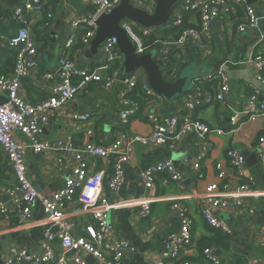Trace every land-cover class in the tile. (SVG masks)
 <instances>
[{"label": "crops", "instance_id": "crops-1", "mask_svg": "<svg viewBox=\"0 0 264 264\" xmlns=\"http://www.w3.org/2000/svg\"><path fill=\"white\" fill-rule=\"evenodd\" d=\"M22 1L0 0V32L4 36L10 37L16 33L18 27L11 16ZM43 2L44 12L29 16L30 36L37 48V68L21 81L20 89V95L31 104L52 95L56 80L55 77L48 79L46 75L56 71L59 57L73 59L79 69L93 67L97 57L86 60L84 52L87 46L75 48L85 31L83 26L75 31L74 45L65 48V42L72 33V22L94 13L92 0ZM246 2L259 19L256 28L239 33L237 25L242 23L243 13L239 10L232 12L228 18L214 22L208 34L200 36L195 42H189L167 59V65L178 70L179 74L185 68L204 72V77L194 83V91L214 94L221 84V76L227 77L229 92L224 100L199 108L191 114L195 120L212 129H221L224 133L201 137L191 132L172 148L144 147L136 143L131 145L129 160L124 165L121 188L112 199L115 208L108 213L113 225L111 240L123 239L135 248V253L124 258L122 264H156L160 260L165 264H181L183 261L206 264L202 253L204 248H209L218 257L220 264L264 262V167L259 162L257 149L258 139L264 135V120L249 119L247 109V99L254 89L259 90V99L264 101V84L258 80V76L264 79V69L257 71L253 62L250 63V57L260 56L264 59V44L259 42L264 36V0ZM145 9L148 10L147 7ZM187 20L190 27L199 28L197 17L190 15ZM159 50L161 43L154 45L149 53L155 58ZM238 55H245L246 74L241 71L239 77H231L223 67ZM115 69L112 65L107 72L116 77L112 88L90 84L72 102L52 111L39 140L63 141L75 147H81L86 142L107 145L122 136L128 140L134 135H150L151 116L161 121L174 115H187L182 100L184 94L171 100L156 94L148 98L136 96L134 101L139 105V111L127 126L122 127L119 114L124 108V85L121 79L123 68L120 72ZM130 78L141 83L147 81L142 70H137ZM251 79L262 89L250 82ZM74 112L90 114L91 119L85 124H75L71 120ZM231 118H235L236 123ZM16 140L26 144L19 135ZM231 150L242 155L245 160L243 178L237 176L226 158V153ZM58 158L54 151L43 154H36L29 149L26 151L28 181L46 197L63 186L75 166L70 156H63L62 163L57 162ZM168 160L181 173L183 181L173 182L164 175H158L153 188L146 189L141 178L144 170ZM196 163L199 167L194 169ZM216 165L221 166L223 178H218ZM112 166L110 158L88 160L89 173L102 172L104 183L112 172ZM13 181L0 151V201H8L6 189ZM243 183L249 185V190L240 197L242 206L236 207L233 197ZM213 184L218 188L216 195L228 201L227 208L214 209L215 216L225 223L228 233L210 228L201 213L206 204V188ZM174 204L185 209L190 219L191 245L180 252L178 260H169L164 256L165 243L169 237L179 235L181 226L179 212L173 209ZM66 213L73 224V234L85 237V226L94 223L91 214L77 201L67 205ZM55 229L46 222L39 201L33 204L31 217L27 221L20 218L16 208L10 207L0 228V264H3L12 248L40 256L45 234ZM55 248L58 254L63 253L59 244H55ZM71 256L68 254L66 259L71 261ZM80 256L86 264H101L86 254Z\"/></svg>", "mask_w": 264, "mask_h": 264}, {"label": "built area", "instance_id": "built-area-1", "mask_svg": "<svg viewBox=\"0 0 264 264\" xmlns=\"http://www.w3.org/2000/svg\"><path fill=\"white\" fill-rule=\"evenodd\" d=\"M122 0H92L94 14L72 22V33L65 42V48H71L75 43V31L79 26L85 27V34L80 40L87 46L97 30L96 21L104 14L110 13ZM137 8L152 13L154 0H130ZM43 0H23L17 6L11 16L12 21L18 27L16 33L10 37L0 32V45L15 50L14 66L11 74L0 76V98L5 100L0 103V151L4 156L5 165L13 176V184L6 189L7 202L0 201V228L3 219L7 217L10 207L16 208L20 218L27 221L31 217L32 206L39 201L43 207L45 220L56 228L55 233H46L41 245L42 254L36 256L26 250L12 248L3 264H86L80 254L91 256L101 264H122V260L135 253V248L126 240H111L113 225L108 213L115 208L112 199L121 188L124 176V165L129 160L131 145L133 143L144 147H168L178 142L183 136L191 132L204 137L210 134L222 135L221 129H212L205 124L195 120L191 114L197 109L210 105L214 102L224 100L229 92L227 77L221 76V84L216 93L199 92L192 90L183 95V106L187 115L179 117L170 116L164 120L149 117L152 123V131L148 136L134 135L128 140L126 136L114 140L110 144L101 145L86 142L81 147L65 144L63 141L41 142L39 136L43 127L48 122L49 114L72 102L78 94L85 90L90 84H100L106 88H112L116 83V77L108 75V71L115 63L122 69V55L118 49L115 38L108 39L101 46L96 62L93 67L87 66L77 68L73 59L61 56L58 59L56 71L47 74L46 77H55L56 84L52 95L44 100L31 104L20 95L21 81L28 78L37 68V48L30 36L29 16L44 12ZM147 7L148 10L145 8ZM241 11L243 20L237 25L239 33L252 30L258 26L259 19L254 9L247 4L246 0H182L172 11L170 21L161 28H141L131 21H123L121 26L129 37L137 55L149 53L150 49L157 43H161V50L155 55V61L161 66L166 81L174 82L178 78V70L168 68L167 59L178 49L189 42H195L205 34H208L214 22L219 19L228 18L232 12ZM193 12L198 17L199 28H186L182 30L176 39H171L162 33L173 28H178L184 21L186 13ZM51 18L50 14H47ZM154 36L156 42L152 46H145L144 38ZM264 44V36L259 41ZM257 71L264 69V59L260 56L250 57ZM76 78V80H75ZM260 83L264 79L258 76ZM124 85V108L119 114L120 125L125 127L130 119L138 113L139 105L131 100L130 95L136 87L142 94L154 97L155 93L146 82H140L128 78ZM249 119L260 118L264 120V101L259 99V90L254 89L247 99ZM91 119L87 113L74 112L71 120L75 124H85ZM236 123L235 118H231ZM19 135L24 138L26 144L16 140ZM36 154L54 151L58 154V163H62L63 156H70L75 161L71 176L64 182L63 186L51 196H44L36 190L28 181L25 156L27 150ZM259 162L264 167V135L259 137L257 143ZM112 159V172L104 183L102 172L89 173V159ZM230 166L235 170L239 178L244 177L245 160L242 155L234 150L226 153ZM187 162V160H185ZM194 169L199 164H194ZM218 178H223L221 166L216 165ZM164 175L173 182L183 181V176L176 169L172 161H163L148 167L141 175L146 189L151 190L155 178ZM106 189V193L104 190ZM249 190V185L243 183L236 191L234 204L240 207V197ZM218 188L211 185L206 188L205 205L201 209L206 224L222 233H228L224 222L219 220L214 209L228 207V201L224 197L216 195ZM73 201L88 211L93 219V224L85 226V237H77L73 234V224L66 213V207ZM173 209L179 212L180 233L171 236L165 243V257L169 260H178L180 252L191 245V223L185 209L179 208L177 204ZM147 208L144 210L146 214ZM55 244H59L63 253L58 254ZM203 256L206 264H220L218 257L209 249L204 248ZM72 254L71 261L66 259ZM156 264H165L163 260ZM181 264H199L196 262L183 261ZM261 264H264L262 262Z\"/></svg>", "mask_w": 264, "mask_h": 264}, {"label": "water", "instance_id": "water-1", "mask_svg": "<svg viewBox=\"0 0 264 264\" xmlns=\"http://www.w3.org/2000/svg\"><path fill=\"white\" fill-rule=\"evenodd\" d=\"M181 1L154 0V9L152 13H148L133 6L130 0H122L110 13L101 15L97 19V30L87 45L84 59H93L98 55L101 46L106 40L115 38L123 60L122 81L130 78L137 70H142L147 76L146 83L160 97L171 100L191 92L194 88V83L204 77L202 70H196L195 73L190 74V71H188L190 68H185L180 72L175 82L166 81L161 66L155 61L153 54L137 55L133 44L121 26L122 22L127 20L141 28H160L170 21L172 11ZM245 60V55H238L231 62L226 63L223 70L228 71V75L231 77H239L241 71L246 74L247 66L245 65ZM248 74L250 75L251 71ZM250 82L259 87L258 83L253 81V79ZM259 88L262 89L261 86ZM4 101L0 99V103H4ZM55 232L56 229L51 233Z\"/></svg>", "mask_w": 264, "mask_h": 264}, {"label": "trees", "instance_id": "trees-1", "mask_svg": "<svg viewBox=\"0 0 264 264\" xmlns=\"http://www.w3.org/2000/svg\"><path fill=\"white\" fill-rule=\"evenodd\" d=\"M190 15L197 17L195 15V13H193V12L186 13V15L184 17V21L182 22V24L178 28H173L171 30L164 31L162 33L163 37L166 36V37L174 40L179 36V34L182 30H184L186 28H194V27H190V25L188 24L187 17H189ZM196 29H198V28H196ZM85 32H86V30L84 31L83 35L85 34ZM154 42H156V38L154 36L144 38L145 46H152ZM84 47L85 46L81 42V40L75 46V48H78V49H81ZM14 58H15V50L9 49L7 46L0 45V76H4V75L7 76V75L11 74V72L13 70V65H14ZM114 67L116 69L121 68L120 65L117 63L114 64ZM168 68H171V66H168ZM138 83H140V82H138ZM136 96H140V98L145 97L142 94V92L139 90V87H136L134 92L130 95L131 100L134 101L135 98L137 99Z\"/></svg>", "mask_w": 264, "mask_h": 264}, {"label": "rangeland", "instance_id": "rangeland-1", "mask_svg": "<svg viewBox=\"0 0 264 264\" xmlns=\"http://www.w3.org/2000/svg\"><path fill=\"white\" fill-rule=\"evenodd\" d=\"M161 28V27H160ZM188 70V69H187ZM188 71H190V74H193L195 71L192 69H189Z\"/></svg>", "mask_w": 264, "mask_h": 264}]
</instances>
